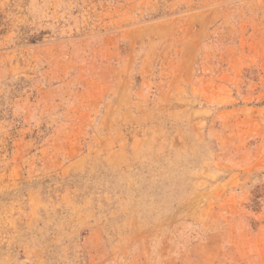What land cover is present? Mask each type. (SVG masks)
<instances>
[{"label": "rangeland", "instance_id": "374dc122", "mask_svg": "<svg viewBox=\"0 0 264 264\" xmlns=\"http://www.w3.org/2000/svg\"><path fill=\"white\" fill-rule=\"evenodd\" d=\"M0 264H264V0H0Z\"/></svg>", "mask_w": 264, "mask_h": 264}]
</instances>
